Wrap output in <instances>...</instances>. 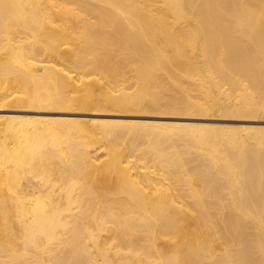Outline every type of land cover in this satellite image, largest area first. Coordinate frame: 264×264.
<instances>
[{
  "label": "bare ground",
  "instance_id": "6f19581e",
  "mask_svg": "<svg viewBox=\"0 0 264 264\" xmlns=\"http://www.w3.org/2000/svg\"><path fill=\"white\" fill-rule=\"evenodd\" d=\"M128 68L170 112L264 116V0H0V101H119ZM69 113L0 122V264H264L263 127Z\"/></svg>",
  "mask_w": 264,
  "mask_h": 264
},
{
  "label": "rangeland",
  "instance_id": "374dc122",
  "mask_svg": "<svg viewBox=\"0 0 264 264\" xmlns=\"http://www.w3.org/2000/svg\"><path fill=\"white\" fill-rule=\"evenodd\" d=\"M0 81L1 77H0ZM109 88L110 92L122 94V99L119 101H106L103 98V94L96 95V104L89 108H42L32 106H15L7 101H0V122L4 120L6 116L20 115V116H32V117H59L64 114V111H69V116L79 118L83 125L95 124V127L100 129L101 121H116V125L120 129H128L130 127L141 128V123H134L135 121H149V122H170V123H191V124H208V125H226V126H257L264 128V116L261 115H226L221 112L215 111V114H204L197 109L182 108L178 113L170 112L169 102L166 96H163L159 102L153 103L149 99L151 92L149 90L140 89L138 78L134 70L127 69L125 74L117 76L112 82H109L107 78L103 77ZM2 83V82H1ZM0 83V84H1ZM108 88V89H109ZM109 89V90H110ZM155 89L152 87L151 90ZM166 89V88H165ZM165 95L173 93V88H167ZM106 89V91H109ZM140 91V92H139ZM139 96L145 95L139 100H129L125 97L131 94H138ZM169 92V93H168ZM181 102H187V95L181 94ZM186 95V96H185ZM146 97V98H145ZM190 99H198L197 91L190 92ZM64 109V110H63ZM161 113V114H160ZM166 114H180V116H167L158 117L156 115ZM155 115V116H154ZM16 121H19L15 119ZM10 135H13L11 130L7 131ZM102 150H99L100 153ZM101 157V156H100ZM103 158V157H102ZM101 158V159H102ZM132 159V157H130ZM139 170H143V167H139ZM25 185L29 190L37 191L39 179L28 175L25 180Z\"/></svg>",
  "mask_w": 264,
  "mask_h": 264
}]
</instances>
